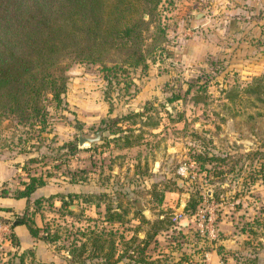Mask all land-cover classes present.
Listing matches in <instances>:
<instances>
[{"label": "rangeland", "instance_id": "obj_1", "mask_svg": "<svg viewBox=\"0 0 264 264\" xmlns=\"http://www.w3.org/2000/svg\"><path fill=\"white\" fill-rule=\"evenodd\" d=\"M156 9L142 32L146 66L133 74L131 96L121 93V82L107 83L99 64L72 62L62 103L48 107L44 130L2 122L0 173L12 171L6 181L0 176V190L40 175L44 187L84 182L104 193L98 208L79 198L60 208L56 196L35 208L30 197L35 225L59 236L46 242L59 264H66L69 242L81 240L77 231L92 225L88 220L109 228L101 216L105 205L117 204L127 210L126 221L114 229L123 236L133 229L139 239L152 231V222L168 224L172 213L184 214L156 232L137 264H264V0H159ZM113 55L107 65L121 63L123 51ZM171 94L178 98L169 103ZM146 102L142 117L118 122L124 132L116 135L135 134L129 138L137 144L115 147L102 130L108 118L146 108ZM78 132L90 138L98 133L99 140L79 147ZM71 174L77 182H69ZM191 199L196 204L189 214L184 207ZM1 211V219L16 220L23 210ZM195 213L212 220L213 239L200 231ZM136 258L126 255L116 264ZM68 264L101 263L84 258Z\"/></svg>", "mask_w": 264, "mask_h": 264}, {"label": "trees", "instance_id": "obj_2", "mask_svg": "<svg viewBox=\"0 0 264 264\" xmlns=\"http://www.w3.org/2000/svg\"><path fill=\"white\" fill-rule=\"evenodd\" d=\"M158 3L159 0H0V125L11 120L16 126L44 130L48 124V107L55 109L62 103L67 82L65 72L72 62L99 64L107 83L121 82V93L131 96L134 75L146 66L142 32L146 30V21L157 16ZM121 51V63L106 64L108 58ZM118 76L122 78L118 80ZM177 98L178 94H171L166 101L170 103ZM108 107L111 112V105ZM147 109L146 102V108L130 110L123 117L108 118V124L102 130L109 133L115 147L123 149L137 144L128 134L116 135L118 131L124 132L118 122L131 116L142 117ZM125 130L131 131L130 128ZM135 136L133 134L132 138ZM69 147L73 149L74 145L69 144ZM71 175L69 182H77L74 174ZM45 183L42 176L29 175L14 189L0 190L1 197L25 199L23 211L16 220L0 218L1 222H10L9 239L14 248L18 245L12 231L14 221L23 224L34 239L51 243L59 237L56 232L48 234L46 227L40 230L31 216L35 209L29 211L31 194ZM103 195V192L56 193L34 198L31 202L33 207L39 208L43 200L56 196L59 207L66 208L72 198H79L82 204L98 208ZM195 204L196 201L191 199L184 210L190 209L188 213L192 214ZM120 207L119 204L115 208L105 205L101 221L109 228H97L90 219L92 225H86L83 232L77 231L81 240L73 238L69 242L66 264L82 263L84 258L99 260L101 264H116L122 257L128 255L131 258L134 254L138 257L134 264L143 263V251L149 241L158 230H168L170 220L168 224L163 220L152 222V231L146 232L142 239L136 237L133 229L128 236H123L117 227L114 229V224L120 226L126 221L127 210ZM0 210L9 211L8 208ZM40 231L44 233L39 235ZM6 255L10 257H7V264H24L25 259L34 262L32 249L19 253L14 249Z\"/></svg>", "mask_w": 264, "mask_h": 264}, {"label": "crops", "instance_id": "obj_3", "mask_svg": "<svg viewBox=\"0 0 264 264\" xmlns=\"http://www.w3.org/2000/svg\"><path fill=\"white\" fill-rule=\"evenodd\" d=\"M257 1V0H256ZM263 1V0H261ZM258 3V2H257ZM257 3L255 2V8L257 9ZM259 4V3H258ZM255 11V9H253ZM249 12V11H248ZM10 168L6 170H2L0 173V176L3 178L1 179L2 181H6L8 178L10 179L11 175ZM84 182H81L78 186L76 187H70L69 184H64L59 186H50L51 184L47 186H42L40 188H37L30 197L32 198H37L41 196H49L52 194L56 193H64V192H80V193H91L92 190H90L86 185H84ZM84 206L88 207L89 205ZM25 206V199L20 198V199H14L10 196L6 197H1L0 196V208H8L9 211H1L5 214H12V213H18L19 211L23 210ZM94 207V206H93ZM15 222V221H14ZM38 226V225H37ZM13 233L16 236L18 245L15 248H12L13 250L15 249L16 252H21L24 249H32L33 251V260L34 262H39V261H52L53 264H59V255L53 251L48 249V244L41 240V239H34L33 237L30 236L28 233L26 227L23 224H14L12 228ZM18 232L20 235H22V239L18 235ZM21 232V233H20ZM47 248V249H46ZM210 253L206 252V258ZM66 257V256H65Z\"/></svg>", "mask_w": 264, "mask_h": 264}, {"label": "built area", "instance_id": "obj_4", "mask_svg": "<svg viewBox=\"0 0 264 264\" xmlns=\"http://www.w3.org/2000/svg\"><path fill=\"white\" fill-rule=\"evenodd\" d=\"M186 169L185 165H180L178 167V172L182 173ZM195 215L201 219L198 220V228L200 231L205 234L207 237H210L213 239L215 237V229L212 226V220L208 217L207 220H202L203 216L201 214ZM184 218V214L182 211L172 213L170 217V222L172 224H177L181 221V219ZM9 232H10V222H1L0 221V264H7V251H14L12 248V245L10 243L9 239ZM203 256H206V253L203 254Z\"/></svg>", "mask_w": 264, "mask_h": 264}, {"label": "water", "instance_id": "obj_5", "mask_svg": "<svg viewBox=\"0 0 264 264\" xmlns=\"http://www.w3.org/2000/svg\"><path fill=\"white\" fill-rule=\"evenodd\" d=\"M97 140H99V134L98 133H95V136L93 138L84 136L80 132L77 133V145L79 147L83 146L84 144H90V143L96 142ZM143 213L146 217L150 216V213L148 210L144 211ZM12 224L13 225L18 224V221L13 222Z\"/></svg>", "mask_w": 264, "mask_h": 264}]
</instances>
